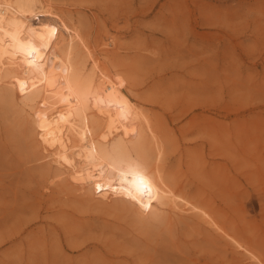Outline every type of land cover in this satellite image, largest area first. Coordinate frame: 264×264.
Masks as SVG:
<instances>
[{
	"label": "rangeland",
	"instance_id": "obj_1",
	"mask_svg": "<svg viewBox=\"0 0 264 264\" xmlns=\"http://www.w3.org/2000/svg\"><path fill=\"white\" fill-rule=\"evenodd\" d=\"M46 2L131 84L166 141L164 164L264 259V0ZM25 127L0 102V264H252L181 222L138 237L111 204L55 181ZM212 159L223 171H208Z\"/></svg>",
	"mask_w": 264,
	"mask_h": 264
},
{
	"label": "bare ground",
	"instance_id": "obj_2",
	"mask_svg": "<svg viewBox=\"0 0 264 264\" xmlns=\"http://www.w3.org/2000/svg\"><path fill=\"white\" fill-rule=\"evenodd\" d=\"M125 86L132 89L46 0H0V102L26 124L51 177L87 201L111 204L146 240L181 222L228 248L231 262L239 255L264 264L212 196L192 190L190 180L164 164L166 141ZM208 165L211 174L223 171L215 159ZM211 176L224 183L222 173Z\"/></svg>",
	"mask_w": 264,
	"mask_h": 264
}]
</instances>
